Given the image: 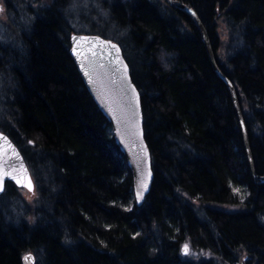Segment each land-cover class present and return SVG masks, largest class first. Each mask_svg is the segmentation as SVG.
<instances>
[{"label":"trees","instance_id":"trees-1","mask_svg":"<svg viewBox=\"0 0 264 264\" xmlns=\"http://www.w3.org/2000/svg\"><path fill=\"white\" fill-rule=\"evenodd\" d=\"M5 1L0 131L23 156L37 201L15 221L20 188L6 181L0 264H22L28 251L34 264H262L264 0H177L198 16L233 84L254 173L230 92L185 9L165 0ZM74 32L117 42L138 89L153 172L139 206L125 156L69 54Z\"/></svg>","mask_w":264,"mask_h":264},{"label":"water","instance_id":"water-1","mask_svg":"<svg viewBox=\"0 0 264 264\" xmlns=\"http://www.w3.org/2000/svg\"><path fill=\"white\" fill-rule=\"evenodd\" d=\"M165 1L170 5L185 9L200 26L212 68L225 81L230 92L234 112L242 130L248 165L251 172L254 173L246 124L243 122V114L236 91L230 80L216 65L205 28L201 25L198 16L186 4L177 0ZM69 42V54L82 76L84 85L108 120L114 141L125 156L132 175L134 202L136 206H139L144 202L146 194L151 188L153 172L150 150L143 134L140 95L131 80L128 63L117 42L103 38L98 34L74 32L70 35ZM5 173H9V175H5ZM29 179L31 190L24 186ZM6 181L12 182L18 188L27 189L29 192L34 191L33 179L17 145L11 141L7 134L0 131V194L4 192ZM186 253L185 246H183L182 254ZM26 257L30 259L26 260ZM34 262L35 256L32 252L28 251L22 255V264H34Z\"/></svg>","mask_w":264,"mask_h":264},{"label":"rangeland","instance_id":"rangeland-1","mask_svg":"<svg viewBox=\"0 0 264 264\" xmlns=\"http://www.w3.org/2000/svg\"><path fill=\"white\" fill-rule=\"evenodd\" d=\"M74 7V3L73 5L69 8V11L67 12V14H71L73 15L74 14V9H72ZM0 9H2V11H0V20H6V25H5V22L4 21H1L0 23V29L2 28V23L4 24V26H7V25H11L9 23V21H7L8 19V12H7V9H6V1L5 0H0ZM11 19V18H10ZM4 32V31H3ZM20 193H21V197H22V200L19 201V207H18V210H15L10 207L9 208V212H11L12 216H13V219L16 220H19L21 215H24V218L25 217V214H27V205H25V203H29L30 204V209L31 208H36V201H37V194L34 193V192H29L27 189H23V188H20ZM194 204L198 207V208H201V205L198 204L197 202H194ZM217 207L221 208L222 210H233L234 207L232 206H229V205H223V204H217L216 205ZM184 246H187L186 244H184ZM183 247V246H182ZM188 248V247H187ZM182 249V248H181ZM189 252V249L187 251L186 254H188ZM198 253H193L192 255H197Z\"/></svg>","mask_w":264,"mask_h":264},{"label":"snow or ice","instance_id":"snow-or-ice-1","mask_svg":"<svg viewBox=\"0 0 264 264\" xmlns=\"http://www.w3.org/2000/svg\"><path fill=\"white\" fill-rule=\"evenodd\" d=\"M0 11H2V9H0ZM25 172H26V170H24ZM5 175H9V173H5ZM24 186L25 187H28L29 188V190H31V181H30V179L27 181V183L26 184H24ZM146 187V186H145ZM188 251V248H187V246H185V252H187ZM28 259H30V258H27L26 257V260H28Z\"/></svg>","mask_w":264,"mask_h":264}]
</instances>
